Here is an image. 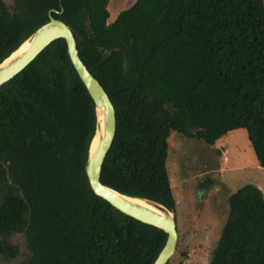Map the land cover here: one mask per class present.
Listing matches in <instances>:
<instances>
[{"label": "trees", "instance_id": "trees-1", "mask_svg": "<svg viewBox=\"0 0 264 264\" xmlns=\"http://www.w3.org/2000/svg\"><path fill=\"white\" fill-rule=\"evenodd\" d=\"M0 0V63L55 18L106 92L116 131L100 182L174 212L172 134L213 146L244 130L264 169L263 0ZM94 104L57 39L0 86V255L25 264H153L166 234L96 196L84 171ZM200 183L204 192L210 180ZM209 264H264V197L245 185ZM23 236L24 251L11 240Z\"/></svg>", "mask_w": 264, "mask_h": 264}, {"label": "rangeland", "instance_id": "rangeland-1", "mask_svg": "<svg viewBox=\"0 0 264 264\" xmlns=\"http://www.w3.org/2000/svg\"><path fill=\"white\" fill-rule=\"evenodd\" d=\"M7 5L12 0H1ZM134 0H108V22ZM264 2V0H263ZM166 169L175 200L177 241L167 264H209L215 243L228 215V197L245 185L257 187L264 197V170L255 167V154L247 134L238 129L213 146L172 134ZM210 180L207 190L200 183ZM24 251L23 236L11 240ZM24 256L0 264H25Z\"/></svg>", "mask_w": 264, "mask_h": 264}, {"label": "water", "instance_id": "water-1", "mask_svg": "<svg viewBox=\"0 0 264 264\" xmlns=\"http://www.w3.org/2000/svg\"><path fill=\"white\" fill-rule=\"evenodd\" d=\"M57 39L65 41L70 62L94 104V133L88 146L84 168L89 187L96 196L120 213L165 233L167 236L165 244L153 264H167L175 251L177 241L174 212L156 202L119 193L100 182L103 161L116 131L115 111L102 86L80 60L70 28L61 20L50 17L48 22L38 27L16 50L2 60L0 86L21 72L41 51ZM26 42L29 43L26 51L12 57Z\"/></svg>", "mask_w": 264, "mask_h": 264}, {"label": "bare ground", "instance_id": "bare-ground-1", "mask_svg": "<svg viewBox=\"0 0 264 264\" xmlns=\"http://www.w3.org/2000/svg\"><path fill=\"white\" fill-rule=\"evenodd\" d=\"M28 45H29L28 42L24 43V44L21 46V48L13 54L12 57H16V56L20 55L21 53H23L24 51H26Z\"/></svg>", "mask_w": 264, "mask_h": 264}, {"label": "crops", "instance_id": "crops-1", "mask_svg": "<svg viewBox=\"0 0 264 264\" xmlns=\"http://www.w3.org/2000/svg\"><path fill=\"white\" fill-rule=\"evenodd\" d=\"M111 21H113V20H111ZM255 167L258 168L259 170H264L263 168L259 167L257 164H255Z\"/></svg>", "mask_w": 264, "mask_h": 264}]
</instances>
